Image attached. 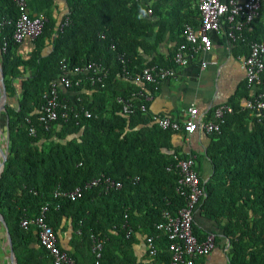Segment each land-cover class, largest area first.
<instances>
[{"label": "trees", "instance_id": "trees-1", "mask_svg": "<svg viewBox=\"0 0 264 264\" xmlns=\"http://www.w3.org/2000/svg\"><path fill=\"white\" fill-rule=\"evenodd\" d=\"M51 4L52 0H26L28 15L41 14L46 21L23 56L18 49L21 41L13 39L21 10L15 0H0V64L7 98L16 96L15 80H20L17 107H4L8 148L0 173V212L17 264H53L38 242L37 228L20 225L46 204V221L55 230L62 217H68L82 246L92 248L93 240L102 243L100 257L93 254L92 264H136L129 247L136 232L152 236L157 246L151 260L141 264H170L169 241L155 226L164 211L175 214L185 204L177 162L187 155L169 152L176 131L161 129L140 110L142 95L133 98L128 114L122 113L116 97L145 94L133 81L135 75L150 65L175 64L172 53L149 61L144 54L156 49L164 32L177 40L174 51L189 47L184 25L196 27L199 20L166 24L157 4L146 0H68V13L60 23L67 19L68 24L60 29L51 17ZM228 26L224 15L220 27L225 34ZM152 35L155 42L149 41ZM235 37L230 41L244 56L251 42L264 43V0L257 17ZM188 53L199 54L193 49ZM62 62L69 69L100 63L106 76L92 82L93 73L83 71L70 76V88L56 87L57 117L45 129L38 117ZM256 87L255 95L264 94V70ZM249 93L244 83L229 102L232 113L217 120L219 130L209 134L212 174L204 181L197 172L204 197L195 211L213 221L215 230L204 232L194 221L193 233L198 240L212 233L215 244L221 237L227 239L229 264H264V110L241 108V98ZM82 108H90L91 115H83ZM106 179L120 187H107ZM94 180L98 182L86 186ZM75 187L82 188L75 200L56 195ZM35 242L37 247L32 246ZM72 257L77 261L75 254Z\"/></svg>", "mask_w": 264, "mask_h": 264}, {"label": "built area", "instance_id": "built-area-1", "mask_svg": "<svg viewBox=\"0 0 264 264\" xmlns=\"http://www.w3.org/2000/svg\"><path fill=\"white\" fill-rule=\"evenodd\" d=\"M199 10V23L196 27L185 24L183 28V35L185 40L189 43V47L180 46L173 55V62L178 66H184L188 60L186 58L188 49H193L197 52H205L211 49L212 43L209 37L211 31H217L220 27V21L224 15L227 16L229 23L227 37L235 40V32L240 31L242 27L248 25L254 20L259 12L260 0H196ZM21 12L15 24L13 32V39L16 42L22 41L24 38L34 40L42 31L46 18L43 15L30 17L25 11L26 0H15ZM151 13V9H148ZM68 24V20L60 24V29ZM245 38L241 37V41ZM206 62H202V66ZM244 67L246 70V85L249 89L260 83V74L264 70V43L251 42L249 44V52L244 58ZM91 71L93 77L92 82H102L106 76V72L100 63L90 62L83 67H73L69 69L67 65L62 62L60 65V75L57 81L52 84L50 95L45 94L46 104L42 106L44 112L40 113L38 120L44 125L45 129L49 127V122L57 117V100L56 87H63L64 89L72 86V77L82 72ZM174 73L172 68L158 65H150L142 69L141 73L135 75L133 81L137 83L146 82L148 84H157L160 80ZM80 79H76L75 84H78ZM143 96V103L140 105L142 112H147V103L150 100V95L133 92L129 99L121 96L116 97L117 103L121 105L122 113L128 114L131 112L133 98L137 95ZM242 109H248L252 112H260L264 110V94L254 93L248 97L243 98L241 105ZM83 115L90 116V108H82ZM225 112H231L230 107H216L213 118L202 121L197 114V109L192 107L183 121L171 119L169 117H155V123L164 130L184 131L191 134L197 129L211 133L219 130V122L222 121ZM30 134H35L34 127L30 128ZM194 157L189 155L186 158L178 160L177 167L180 173L179 184L182 187L181 193L186 197L185 204L178 209L175 214L164 211L162 220L156 224V229L166 235L169 244L168 250L171 254L170 264H195L199 257L207 256L215 248L214 235L207 234L205 239L198 240L193 233L192 224L194 222V213L197 204L204 197V192L199 185V177L195 168ZM98 180H94L86 186L96 184ZM107 187H120V183L114 182L111 179H106ZM82 194L81 187H75L71 191L57 192L56 195L66 197L70 200L79 198ZM47 204L44 205L39 214L31 219L24 218L20 225L23 228L29 225H34L37 228V239L39 244L46 250L48 256L51 258L53 264H76L74 259L64 251L58 243L56 230L47 223L46 211ZM93 251L96 258L100 257V250L102 243L93 240ZM146 244L149 257H153L157 252L155 239L152 236H146ZM98 264V262H96Z\"/></svg>", "mask_w": 264, "mask_h": 264}, {"label": "crops", "instance_id": "crops-1", "mask_svg": "<svg viewBox=\"0 0 264 264\" xmlns=\"http://www.w3.org/2000/svg\"><path fill=\"white\" fill-rule=\"evenodd\" d=\"M146 3L149 5L157 4L156 8L160 11L159 16L166 24L174 25L185 20L192 22L199 20L196 0H146ZM68 10V0H52L50 12L57 25L67 15ZM159 16H156L155 19H159ZM209 37L212 43L211 49L199 54L187 55V64L184 66L175 64L172 67L174 71L172 75L165 77L153 86L136 83L145 94L151 96L147 103V113L152 117L166 116L183 121L192 107L197 109V114L202 121L210 118L214 120L213 114L216 107L231 108V112H225L224 116L232 113L229 102L237 94L240 87L246 83L245 56L234 49L232 41L221 27L217 31H211ZM155 39V35H152L149 41L155 42ZM176 43L177 40L170 32H164L157 42L156 49L144 54V57L149 61L158 54L164 57L171 55V53L174 55L176 49L180 47L174 51ZM32 46V40L24 38L18 48L20 54L28 55ZM202 62H206V65L202 66ZM19 81V79L15 80L16 96L6 97L4 106L0 107V160L1 152L8 148L7 116L4 113V107L6 104L17 107V95L20 92ZM255 90L252 87L249 94H253ZM242 102L243 98L240 100V106ZM208 116L211 117L207 118ZM153 122L155 123V121ZM209 134L204 130L197 129L191 134L178 131L173 133L170 138L172 150L169 152L172 153L177 150L178 154L193 156L195 168L204 181L208 180L213 171L211 161L207 156V148L210 143ZM0 214L3 220L0 218V264H10V246L7 239L9 230L3 213L0 212ZM194 221L204 232L215 230L214 222L203 218L198 210L195 211ZM56 233L59 246L71 257L72 254L76 255L77 261H74L80 264H92L93 254L95 255L93 248L80 244L79 234L74 230L71 218L62 217L56 228ZM32 246L37 247L38 245L35 242ZM129 247L136 264L151 260L148 255L146 234L136 232ZM228 253V241L221 237L220 242L216 244L211 253L196 259L195 264H229Z\"/></svg>", "mask_w": 264, "mask_h": 264}, {"label": "water", "instance_id": "water-1", "mask_svg": "<svg viewBox=\"0 0 264 264\" xmlns=\"http://www.w3.org/2000/svg\"><path fill=\"white\" fill-rule=\"evenodd\" d=\"M3 78H4L3 71H2L1 64H0V107L4 106L5 98H6ZM6 159H7V149L5 151L1 152L0 173L3 170V167H4ZM0 218L2 220L1 214H0ZM6 231H7V228H6ZM7 239H8V243H9V246H10V248H9L10 249L9 250L10 251V264H17V259H16L15 255H14V250H13V247H12L11 237H10L8 232H7Z\"/></svg>", "mask_w": 264, "mask_h": 264}]
</instances>
